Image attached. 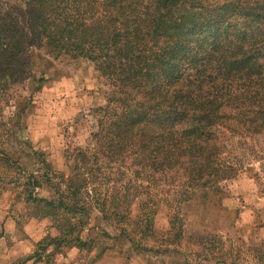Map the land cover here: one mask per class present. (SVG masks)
Instances as JSON below:
<instances>
[{
  "label": "trees",
  "instance_id": "16d2710c",
  "mask_svg": "<svg viewBox=\"0 0 264 264\" xmlns=\"http://www.w3.org/2000/svg\"><path fill=\"white\" fill-rule=\"evenodd\" d=\"M36 50L89 62L106 88L105 104L91 111L90 143L66 151L60 181L42 153L0 151L28 172L27 202L59 222L60 237L45 238L41 251L92 248L95 209L126 221L136 206L151 233L157 200L181 205L237 176L226 130L254 143L252 152L264 140V0H0V93L29 79Z\"/></svg>",
  "mask_w": 264,
  "mask_h": 264
},
{
  "label": "rangeland",
  "instance_id": "374dc122",
  "mask_svg": "<svg viewBox=\"0 0 264 264\" xmlns=\"http://www.w3.org/2000/svg\"><path fill=\"white\" fill-rule=\"evenodd\" d=\"M28 61L34 65L29 79L0 93V151L36 150L60 181V175H68L66 151L90 143L97 128L91 111L105 104L106 88L87 61H57L41 50ZM41 76L47 81L39 85ZM226 132L225 154L238 163L239 171L222 183L220 193L205 196L200 191L181 205L157 200L151 233L137 223L136 206L131 213L125 210L130 214L126 221L107 222L95 209L86 227L90 249L49 246L41 251L39 243L45 238L60 237L59 222L42 217L35 204L27 202L28 172L14 159L7 163L0 156V264L35 253L41 260L26 264H264V140L252 152L254 143L239 144V137ZM25 163L30 171L47 172L35 160ZM35 193L51 196L47 190ZM72 222L78 225L79 217Z\"/></svg>",
  "mask_w": 264,
  "mask_h": 264
}]
</instances>
